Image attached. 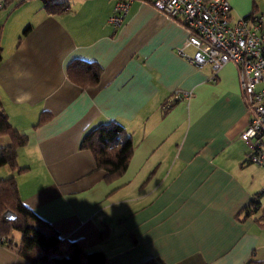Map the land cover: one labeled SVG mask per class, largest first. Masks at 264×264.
Here are the masks:
<instances>
[{
	"label": "crops",
	"instance_id": "0c3cea01",
	"mask_svg": "<svg viewBox=\"0 0 264 264\" xmlns=\"http://www.w3.org/2000/svg\"><path fill=\"white\" fill-rule=\"evenodd\" d=\"M228 2L234 19L264 18V0ZM113 7L31 0L0 11L1 109L27 138L16 153L23 171L1 167L0 180L14 176L26 208L62 241L102 251L105 264L263 263L264 173L240 139L249 116L236 67L225 64L212 81L210 66L180 55L193 54L181 24L134 1L114 28ZM74 60L101 69L97 85L69 80ZM176 90L190 96L174 100ZM41 114L51 117L35 127ZM109 121L133 144L114 179L98 167L101 154L79 148L86 131ZM10 144L0 135V148ZM0 264L28 263L0 244Z\"/></svg>",
	"mask_w": 264,
	"mask_h": 264
},
{
	"label": "built area",
	"instance_id": "2783aa9c",
	"mask_svg": "<svg viewBox=\"0 0 264 264\" xmlns=\"http://www.w3.org/2000/svg\"><path fill=\"white\" fill-rule=\"evenodd\" d=\"M31 0H0V11L10 3ZM67 2L70 0H39ZM113 13L108 23L118 28L134 1L149 4L167 18L175 20L187 31L183 48L191 47L193 54L180 55L194 66H210L212 81L227 63L238 72L239 85L248 112V123L240 134L247 147L246 161L264 173V18L250 15L234 19L228 0H113ZM174 100L187 99V92H172ZM262 193L264 194V188ZM260 264H264L260 263Z\"/></svg>",
	"mask_w": 264,
	"mask_h": 264
},
{
	"label": "trees",
	"instance_id": "16d2710c",
	"mask_svg": "<svg viewBox=\"0 0 264 264\" xmlns=\"http://www.w3.org/2000/svg\"><path fill=\"white\" fill-rule=\"evenodd\" d=\"M49 11H62L64 4H45ZM1 62V55H0ZM101 69L94 63L80 60L72 61L67 67L71 82L81 88L92 87L99 82ZM51 116L41 114L35 127L46 123ZM0 135H7L11 144L0 148V168L9 167L21 173L16 163V153L27 144V138L15 131L7 121L0 103ZM79 148L89 150L94 156L102 155L98 165L107 173L108 179L121 176L132 155L133 144L123 127L113 121L99 124L84 133ZM258 205L257 197L249 208ZM249 210V209H248ZM10 211L15 216L8 220L4 213ZM251 213L248 212L247 215ZM101 241H106L108 229L103 226L99 232ZM0 244L13 251L28 264H105L106 256L102 251H87L81 240L62 241L58 234L32 211L26 208L19 197L14 176L0 180ZM139 264H154L146 260Z\"/></svg>",
	"mask_w": 264,
	"mask_h": 264
},
{
	"label": "water",
	"instance_id": "95a60500",
	"mask_svg": "<svg viewBox=\"0 0 264 264\" xmlns=\"http://www.w3.org/2000/svg\"><path fill=\"white\" fill-rule=\"evenodd\" d=\"M4 216L8 219V220H12L15 218V216L13 215V213H11L10 211H6L4 213Z\"/></svg>",
	"mask_w": 264,
	"mask_h": 264
}]
</instances>
